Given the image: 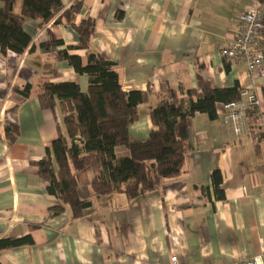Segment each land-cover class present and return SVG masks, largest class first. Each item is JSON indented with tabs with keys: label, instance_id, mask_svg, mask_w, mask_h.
Here are the masks:
<instances>
[{
	"label": "crops",
	"instance_id": "0c3cea01",
	"mask_svg": "<svg viewBox=\"0 0 264 264\" xmlns=\"http://www.w3.org/2000/svg\"><path fill=\"white\" fill-rule=\"evenodd\" d=\"M75 1L83 5L76 23L94 19L92 47L114 63L123 91L143 95L130 138L148 137L149 108L163 84L177 92L198 88V79L211 88L238 87L256 95L260 106L247 110L249 132L238 142L224 129L220 104L214 120L196 114L182 172L133 201L121 192L92 195L93 171H78V197L90 205L77 219L68 207L49 217L57 200L35 163L66 132L59 110L41 107L37 90L43 81L74 82L85 92L88 78L54 58V52L77 43L74 31L53 21L40 29L25 18L28 48L22 55L0 54V240L29 235L33 244L0 251V264H172L173 255L179 264H232L264 257V76H251L245 62L218 54L236 38L237 16L252 5L264 13V0H62V5L67 9ZM120 5L124 15L116 21ZM20 8L18 0L15 12ZM52 40L63 46H40ZM69 54L86 61L82 50ZM6 125L18 129L12 143ZM114 152L117 158L129 155L123 146ZM215 170L222 176L224 200L214 194Z\"/></svg>",
	"mask_w": 264,
	"mask_h": 264
},
{
	"label": "trees",
	"instance_id": "16d2710c",
	"mask_svg": "<svg viewBox=\"0 0 264 264\" xmlns=\"http://www.w3.org/2000/svg\"><path fill=\"white\" fill-rule=\"evenodd\" d=\"M17 1L0 0V54L22 55L28 48L31 37L24 29L25 18L36 22L40 29L53 21L70 28L77 36L75 45L54 52V58L66 61L77 74L88 78L85 92L74 82L43 81L37 90L41 107L59 110L66 132L60 133L44 157L35 163L41 178L48 183L47 191L57 200V205L48 209L49 217L68 207L72 219H77L90 205L77 194L76 173L85 168L94 173L92 195L121 192L133 201L155 191L163 180L182 172L194 116L204 114L214 120L218 104L223 106L239 99L238 87L211 88L199 79L198 88L179 92L163 84L155 104L149 108L152 129L148 137L134 140L128 129L138 119L143 95L140 91H123L114 63L93 49L94 19L86 17L76 23L82 2L75 1L64 9L62 0H20V12L16 13ZM123 15L120 5L114 20L120 21ZM40 46L56 48L63 46V42L52 40ZM73 50L85 52V63L80 56L69 54ZM28 90L26 86L22 94L26 96ZM5 135L8 143L14 142L17 127L6 125ZM117 146L125 147L129 155L117 158ZM211 178L216 198L224 200L221 173L215 170ZM32 244L29 235L19 239L7 237L0 240V251Z\"/></svg>",
	"mask_w": 264,
	"mask_h": 264
},
{
	"label": "built area",
	"instance_id": "2783aa9c",
	"mask_svg": "<svg viewBox=\"0 0 264 264\" xmlns=\"http://www.w3.org/2000/svg\"><path fill=\"white\" fill-rule=\"evenodd\" d=\"M238 19V33L236 38L226 47L218 51L225 61L246 63L251 76H264V49L262 48V34L264 31V13L257 6L252 5L248 10L240 13ZM259 98L246 91L240 90L239 99L223 105L224 116L222 124L233 141H240L248 135L246 112L253 107H259ZM172 264H179L176 256L170 258ZM232 264H264V257L255 255Z\"/></svg>",
	"mask_w": 264,
	"mask_h": 264
}]
</instances>
